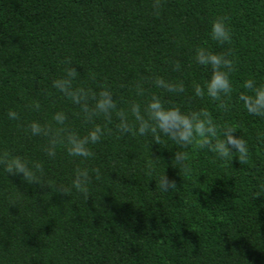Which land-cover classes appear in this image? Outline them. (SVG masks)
<instances>
[{"label": "trees", "instance_id": "trees-1", "mask_svg": "<svg viewBox=\"0 0 264 264\" xmlns=\"http://www.w3.org/2000/svg\"><path fill=\"white\" fill-rule=\"evenodd\" d=\"M151 3L0 0V150L40 162L45 185L0 169V264H264V145L257 140L264 118L248 115L238 101L245 80L264 84V0H163L158 16ZM217 16L229 18L231 45L211 39ZM197 46L216 54L233 49L237 70L227 113L195 96L193 83L211 76L209 66L194 60ZM69 57L79 73L74 86L106 84L119 108L139 103L143 110L158 96L165 107L186 113L207 109L217 124L239 122L236 135L247 141L249 163L191 148V173L182 177L171 163L183 149L168 137L158 145L150 134L120 135L115 115L111 124L103 117L85 122L52 86ZM170 60L180 62L179 71ZM155 77L182 82L185 92L157 87ZM137 81L143 96L136 94ZM33 101L38 111L28 107ZM9 110L20 119H9ZM58 112L67 117L63 127L80 136L95 124L111 132L89 146L87 159L70 156L63 145L50 158L48 138L32 135L28 125L60 127L53 119ZM149 152L160 158L154 170ZM77 167L93 177L88 200L72 188ZM165 172L177 184L169 192L156 189ZM56 184L70 188L69 196L56 192Z\"/></svg>", "mask_w": 264, "mask_h": 264}, {"label": "clouds", "instance_id": "clouds-1", "mask_svg": "<svg viewBox=\"0 0 264 264\" xmlns=\"http://www.w3.org/2000/svg\"><path fill=\"white\" fill-rule=\"evenodd\" d=\"M163 7V0H152L151 9L153 15H159ZM227 16H217L211 22V39L220 45H231L233 42V32L228 25ZM234 52L228 48L225 52L216 54L206 47L197 46L194 49V60L198 65L209 66L211 76L203 85L194 82L193 88L195 96L201 99L207 97L216 102V107L222 112L231 110L230 101L232 99L233 86L231 75L236 69V61L232 58ZM174 70L181 68L178 60L169 61ZM66 65L63 69L64 75L53 80L52 86L65 98L77 105L85 122H94L97 117H103L106 124H111L113 116L118 120L116 129L120 135H130L131 137H144L151 135L154 143H162L161 136L168 137L174 141L181 149L174 152L171 166L179 170L180 175L187 176L191 173L188 163V149L208 150L221 161H233L238 158L241 165L249 163L250 151L247 141L243 136H237L239 122L236 125L230 123L217 124L214 122L211 113L207 109L199 111L183 112L179 107H165L158 96H152L148 103L141 108L139 103H132L127 110L119 108L116 99L106 84H98L97 89H86L75 87L73 81L79 75L76 67L72 66L71 58L61 61ZM95 79V77H93ZM154 84L172 93H184L185 87L181 82L171 83L163 78L155 77ZM243 89L238 95V101L243 105L248 115L264 118V84L256 85L252 79H247L243 83ZM136 94L143 96V84L137 81L135 86ZM28 107L39 110V101H33ZM7 116L11 120H19V114L14 110H9ZM60 127L53 128L50 125H41L33 121L28 125V130L34 136L48 138V143L44 151L50 158H55L57 146L63 145L67 153L73 157H91L93 152L90 145H95L101 138L111 132L110 128L95 124L94 127L84 136L68 131L63 125L66 122V115L58 112L53 117ZM259 144L264 145V132L257 133ZM148 166L155 168L159 157L153 159L149 152ZM178 166V167H177ZM0 169L8 175H21L29 184H39L44 176V167L38 161H30L22 156L13 155L8 150H0ZM95 174V179H101L99 168L91 170ZM93 177L87 168L77 167L72 181V188L89 199L88 185L92 183ZM177 188L175 180H170L166 172L159 176L156 182V189L169 192ZM55 191L63 195H68L70 188L63 184H56ZM259 197V196H257Z\"/></svg>", "mask_w": 264, "mask_h": 264}]
</instances>
